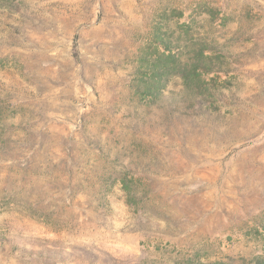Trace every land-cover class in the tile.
Returning a JSON list of instances; mask_svg holds the SVG:
<instances>
[{
  "label": "rangeland",
  "instance_id": "obj_1",
  "mask_svg": "<svg viewBox=\"0 0 264 264\" xmlns=\"http://www.w3.org/2000/svg\"><path fill=\"white\" fill-rule=\"evenodd\" d=\"M264 259V0H0V264Z\"/></svg>",
  "mask_w": 264,
  "mask_h": 264
},
{
  "label": "trees",
  "instance_id": "obj_2",
  "mask_svg": "<svg viewBox=\"0 0 264 264\" xmlns=\"http://www.w3.org/2000/svg\"><path fill=\"white\" fill-rule=\"evenodd\" d=\"M209 264H226V263H223V262H214V263H209ZM256 264H264V259L257 260V263Z\"/></svg>",
  "mask_w": 264,
  "mask_h": 264
}]
</instances>
